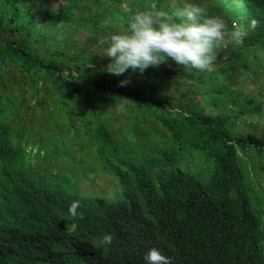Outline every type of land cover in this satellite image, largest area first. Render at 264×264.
<instances>
[{"label":"trees","instance_id":"trees-1","mask_svg":"<svg viewBox=\"0 0 264 264\" xmlns=\"http://www.w3.org/2000/svg\"><path fill=\"white\" fill-rule=\"evenodd\" d=\"M183 3L0 0V137L21 149L17 168L26 167L22 148L31 147L45 173L52 164L79 165L93 151L96 164L106 167L123 154L156 165L174 157L177 164L169 169L178 173L177 199L198 196L216 201L223 212L245 215L248 234L264 242V63L254 68L226 59L218 69L214 63L201 70L169 58L142 73L106 70L110 58L102 52L112 31L127 30L138 11L173 14ZM211 4L230 24L261 17L247 0ZM243 75L254 77L253 89H245ZM187 162L202 166L204 174L181 175ZM114 167L137 182L144 177L131 161ZM40 173L38 189L51 183L48 173ZM157 188L146 194L155 198ZM14 239L24 241L25 235L0 229V264H20V247L10 250ZM37 259L31 254L30 261Z\"/></svg>","mask_w":264,"mask_h":264},{"label":"clouds","instance_id":"clouds-1","mask_svg":"<svg viewBox=\"0 0 264 264\" xmlns=\"http://www.w3.org/2000/svg\"><path fill=\"white\" fill-rule=\"evenodd\" d=\"M163 1L176 7L182 0ZM203 1L211 12L197 0H184L173 14L136 12L127 30L112 31L106 38V70L115 75L129 69L142 73L169 58L201 70L214 63L218 69L226 59L231 64L246 61L254 68L263 64L264 0H247L261 17L246 15L237 25L214 13L215 0ZM243 78L249 80L245 89L255 87L254 77ZM3 140L0 229L11 236L24 233L25 240L14 239L16 246L10 248L16 252L20 247V264H264V242L248 234L249 218L229 209L223 212L216 201L174 196L178 173L169 169L177 164L174 157L166 156L156 165L134 153L123 154L106 167L96 164L93 151L79 165L52 164L46 172L50 185L38 189L37 172L46 175L43 163L31 147H23L26 167L17 168L21 149L15 141ZM119 161H131L143 179L137 182L131 174L117 171L114 165ZM187 163L179 167L181 175L204 174L202 166ZM126 177L133 183H125ZM154 187L159 188L152 198L146 193ZM31 254H38L35 263Z\"/></svg>","mask_w":264,"mask_h":264},{"label":"rangeland","instance_id":"rangeland-1","mask_svg":"<svg viewBox=\"0 0 264 264\" xmlns=\"http://www.w3.org/2000/svg\"><path fill=\"white\" fill-rule=\"evenodd\" d=\"M103 53H104V51L102 52V56H104ZM248 87H249V86H248ZM247 120H248V119H247Z\"/></svg>","mask_w":264,"mask_h":264}]
</instances>
